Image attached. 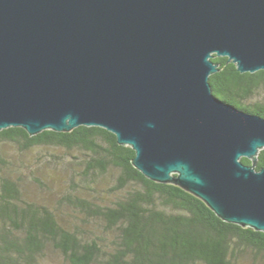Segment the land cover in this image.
Here are the masks:
<instances>
[{
  "label": "water",
  "instance_id": "obj_1",
  "mask_svg": "<svg viewBox=\"0 0 264 264\" xmlns=\"http://www.w3.org/2000/svg\"><path fill=\"white\" fill-rule=\"evenodd\" d=\"M215 56L264 70V0H0V132L104 128L148 179L264 233V118L214 95Z\"/></svg>",
  "mask_w": 264,
  "mask_h": 264
},
{
  "label": "trees",
  "instance_id": "obj_2",
  "mask_svg": "<svg viewBox=\"0 0 264 264\" xmlns=\"http://www.w3.org/2000/svg\"><path fill=\"white\" fill-rule=\"evenodd\" d=\"M213 62L214 95L264 118V70L240 73L226 57ZM3 144L21 154L65 155H38L40 167L52 170L45 179L31 177L54 196L45 203L25 198L0 151V264H47L48 250L66 264H264L263 232L225 222L190 192L148 179L133 164L136 152L104 128L35 136L9 128L0 132ZM22 166L28 168L20 163L17 170ZM263 168L264 150L257 170Z\"/></svg>",
  "mask_w": 264,
  "mask_h": 264
},
{
  "label": "rangeland",
  "instance_id": "obj_3",
  "mask_svg": "<svg viewBox=\"0 0 264 264\" xmlns=\"http://www.w3.org/2000/svg\"><path fill=\"white\" fill-rule=\"evenodd\" d=\"M0 151L2 152L4 158L8 161V163L12 164V170H6L7 173L11 172L10 175H13L14 178L18 179L25 198L31 201H39L50 203L54 202V196H50L44 193L36 184H34L31 180L32 175L35 174L38 178L45 179L46 175H48L52 170L50 167H40L41 158L38 155L56 153L57 155H65L61 150H51V149H35L32 152L21 154V152L17 151L15 147L10 144L0 145ZM26 164L28 168L23 169V166L17 170V165ZM50 181H53L50 179ZM53 186V184H52ZM55 187V186H53ZM69 222L75 220L72 217H67ZM47 264H66L62 255L54 250H48L46 254Z\"/></svg>",
  "mask_w": 264,
  "mask_h": 264
}]
</instances>
